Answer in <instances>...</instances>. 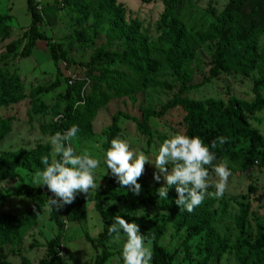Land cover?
<instances>
[{
	"label": "rangeland",
	"instance_id": "rangeland-1",
	"mask_svg": "<svg viewBox=\"0 0 264 264\" xmlns=\"http://www.w3.org/2000/svg\"><path fill=\"white\" fill-rule=\"evenodd\" d=\"M56 2V25L47 23L40 30L50 45H56L68 59L54 63L47 42H38L27 58L20 52L26 43L24 32L31 17L26 0H0V71L7 76L15 75L18 81L9 89H0V119L7 118L10 130L0 141V158L30 154L41 161L43 152L48 151L49 161L59 160L50 143L51 129L61 118L68 103L64 95L81 96L77 115L72 125L79 127L77 138L71 143L77 154L88 151L100 160L95 170L96 190L86 194L77 193L73 203L60 208L63 229L60 230L50 219L48 197L53 196L46 186L33 187L32 177L40 171L17 167L21 177L0 181V196L28 187L29 196L10 197L0 202V224L6 220L19 219L30 207L40 204L41 210L33 227L23 234L19 246L4 247L5 260L21 264L23 259L30 264H40L48 255V244L55 241L63 264H96L100 250L94 249L95 241L108 229V221L101 218L94 209V193L107 183L109 173L105 165L106 133L115 113L122 112L144 123L148 109L159 110L168 100L175 98L181 89V81L166 66L163 55L170 48L171 32L168 24L181 26L187 46L193 52L192 59L181 66L189 77L188 89L182 98L195 107L207 108L210 101L226 106L230 101L242 108L248 125L255 129L264 141V110L253 115L244 112L246 104L255 99L254 89L264 98V0H246L235 6L231 0H115L121 7L126 24L135 22L140 33L147 39L148 56L152 64L146 85H141L127 69L118 62H94L97 48L121 51V42L107 39L110 16L105 15L98 28H93L92 17L83 10L81 0H35L38 9ZM171 16L166 24L161 21L166 8ZM227 17L230 24L219 33L215 32L217 16ZM258 31L255 54L258 56L256 69L251 73H221L212 76L213 54L220 48V36L234 35L243 40L249 29ZM72 81V84H69ZM56 83L55 89L35 96L38 88ZM45 106V112L34 110L36 99ZM59 114L55 115V110ZM185 112L181 107L170 109L162 117H150L147 126L150 134L144 133L135 122L120 119L117 137L128 143L130 150L143 152L154 160L164 140L185 132ZM71 125V126H72ZM70 126V127H71ZM69 127V128H70ZM68 128V129H69ZM92 136L85 139L87 131ZM67 131V130H66ZM63 134V131H58ZM86 134V135H85ZM240 144L233 151H240ZM29 158V157H28ZM24 158L22 161L32 162ZM228 162L231 176L228 189L222 198L206 197L193 212L180 209L175 200L178 194L175 186L169 188L168 199L160 200L157 189L164 186L153 179L157 171L152 164H146L139 195L122 188L116 190L125 196L124 201L106 200L103 209L115 207L118 213L138 219L146 228L153 224L163 229L158 245L168 255L169 264H252L251 255L259 232L264 233V165L244 168L242 159L236 156H222L209 167L210 178L215 182L212 168ZM214 192V187L208 189ZM248 207L243 221V233L238 227L239 204ZM205 227L194 233L192 224ZM126 237L120 242L105 243L109 257L104 264H123L122 248ZM147 244L148 241H145ZM152 246V243H151ZM219 249V253L209 250ZM152 264V262H151Z\"/></svg>",
	"mask_w": 264,
	"mask_h": 264
},
{
	"label": "trees",
	"instance_id": "trees-1",
	"mask_svg": "<svg viewBox=\"0 0 264 264\" xmlns=\"http://www.w3.org/2000/svg\"><path fill=\"white\" fill-rule=\"evenodd\" d=\"M57 1V0H56ZM83 3V10L92 17L93 28H98L103 17L107 14L110 16V24L107 29V39L111 41L121 42V51H108L104 48H97L94 62L109 61L118 62L123 65L127 71L136 78L141 85H146L148 81V73L151 67V60L148 56L147 39L140 31L138 24L131 22L126 24L124 21L123 12L119 5H116L115 0H81ZM144 3H150L153 0H141ZM235 6L241 5L246 0H231ZM27 10L30 13L31 22L28 29L24 32L26 43L24 44L20 56L27 58L31 51L36 47L38 42H47L48 38L40 30L42 24L47 23L53 27L56 25V2L48 7L38 9L35 0H26ZM171 16L170 7L166 8L165 13L161 17L163 24H166L168 17ZM230 26L225 14L217 16L215 32ZM169 31L171 32L170 48L164 53L163 58L166 66L174 73V75L181 81V89L175 98L168 100L159 110L148 109L145 113L144 123H140L137 119L128 114L117 112L112 118L111 126L106 133V143L111 144V141L120 135V128L118 122L120 119H127L138 124L139 128L147 135L150 134V129L147 126L150 117H162L170 109L181 107L185 112V132L184 135L189 137L199 136L209 146L210 150L215 153L216 159L222 156H236L240 157L243 162L244 168H251L253 166L260 167L264 165V141L262 136L252 129L242 111V108L237 103L230 101L226 106L220 102L210 101L207 108L195 107L192 103L182 98V94L186 93L188 89L189 77L181 66L188 63L193 56V52L187 46L184 38L183 29L181 26H174L168 24ZM258 31L254 28L249 29L248 35L245 39L240 40L236 35L230 38L220 36L218 44L220 48L213 54V66L210 70L212 76H217L221 73H237L247 74L256 69L258 56L255 54ZM52 58L54 63L59 59H68L63 54V51L56 45H50ZM18 81L17 76H7L0 71V89H9ZM56 83L48 87L38 88L35 90L34 95L39 96L42 93H47L55 89ZM255 99L253 102L246 104L244 112L248 115H253L261 110H264V98L259 93L258 89H254ZM68 106L64 108L61 118L51 129V134L55 135L58 131H66L74 123L75 116L77 115L75 105L81 101V96L78 95L74 98L69 95V91L64 95ZM36 112H45V106L37 98L34 106ZM59 114V110H55V115ZM10 130L9 120L7 118L0 119V141L8 134ZM86 135V134H85ZM226 137L227 142L222 146L217 143L216 148L211 147V142L218 137ZM93 137L91 132L87 131L85 139ZM242 144L243 148L240 151H233L235 147ZM13 155L9 159L0 158V181L12 178L21 177L15 172L17 167H22L30 171H43L44 165L41 161L35 160L30 154ZM42 156H48V151L45 150ZM28 158L32 162L22 161ZM215 159V160H216ZM215 160L213 165L215 164ZM50 162V161H49ZM106 165V163H105ZM107 168V165H106ZM107 183L101 190L94 193V209L98 215L107 220L108 227L115 222V217L120 215L127 222H135L139 225L140 234L144 235L145 241H151L153 249L152 264H169L167 261L168 255L164 249L158 245V242L163 235V229L153 224L151 229L146 228L138 219L123 215L117 212L115 207L103 209L104 201H124L125 196L117 192L116 187L118 182L112 176L110 170ZM32 191L23 186L20 190L0 196V202L10 198L19 196H29ZM36 209L34 211L33 209ZM240 217L238 219V227L243 233V221L247 216L248 207L244 204H239ZM41 210V205L37 204L28 210V212L19 219L11 218L6 220V225L0 224V264H12L5 260L4 247L9 244L20 245L23 234L29 231L35 220L38 218ZM38 212V214H36ZM50 219L54 222L58 229H63V220L60 216V209L56 210L55 207L51 208ZM194 233H199L205 227L196 223L191 225ZM108 231L105 230L95 241L92 242L94 249L100 250L97 256L96 264H104L109 253L107 252L105 243L110 241ZM252 249L251 255L255 256L252 264H264V233L259 232L257 242ZM209 252L219 253V249L209 250ZM21 264H30L28 260L23 259ZM40 264H63L60 252L55 248V241L51 240L48 244V255L43 259Z\"/></svg>",
	"mask_w": 264,
	"mask_h": 264
},
{
	"label": "clouds",
	"instance_id": "clouds-1",
	"mask_svg": "<svg viewBox=\"0 0 264 264\" xmlns=\"http://www.w3.org/2000/svg\"><path fill=\"white\" fill-rule=\"evenodd\" d=\"M76 106H79V102ZM78 132L79 127L72 125L63 134L57 132L53 135L50 143L60 159H53L50 163L48 156L41 157L45 167L32 177L33 187L46 186L53 194L48 197L49 209L63 208L74 202L77 193L88 196L90 191L98 188L94 174L100 166V160L88 151L76 153L71 142L77 138ZM227 139L218 137L211 142V147L216 148L217 143L222 146ZM215 159V153L199 136L175 134L163 141L154 160H150L143 152L130 150L127 142L115 138L106 151L105 163L119 185L134 195L140 194L141 185L137 181L144 173L145 165H154L157 171L153 173V179L160 182L163 178L165 182L164 186L157 189L159 199H168L169 188L175 186L178 194L176 205L191 213L206 197L222 198L228 189L231 171L227 161L212 168L218 179L211 181L209 167L213 166ZM210 187H214L215 191L209 192ZM33 210L36 211L35 208ZM107 231L112 242H120L122 234L126 237L122 248L123 264H151L154 255L151 241L145 243L137 223H129L117 215Z\"/></svg>",
	"mask_w": 264,
	"mask_h": 264
},
{
	"label": "built area",
	"instance_id": "built-area-1",
	"mask_svg": "<svg viewBox=\"0 0 264 264\" xmlns=\"http://www.w3.org/2000/svg\"><path fill=\"white\" fill-rule=\"evenodd\" d=\"M69 84H72V81H69Z\"/></svg>",
	"mask_w": 264,
	"mask_h": 264
}]
</instances>
